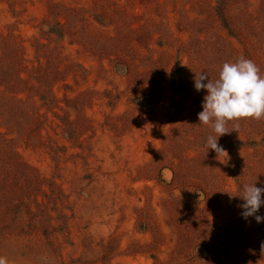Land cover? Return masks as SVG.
Returning <instances> with one entry per match:
<instances>
[{
	"label": "rangeland",
	"instance_id": "1",
	"mask_svg": "<svg viewBox=\"0 0 264 264\" xmlns=\"http://www.w3.org/2000/svg\"><path fill=\"white\" fill-rule=\"evenodd\" d=\"M241 56L264 76V0H0V259L264 264V120L218 158L198 119Z\"/></svg>",
	"mask_w": 264,
	"mask_h": 264
},
{
	"label": "clouds",
	"instance_id": "2",
	"mask_svg": "<svg viewBox=\"0 0 264 264\" xmlns=\"http://www.w3.org/2000/svg\"><path fill=\"white\" fill-rule=\"evenodd\" d=\"M207 81V83H205ZM195 89L207 90L203 98V111L198 114L202 125L210 126L214 135H209L206 147L214 150L218 158L228 156L219 144L218 138L229 134V122L242 119L264 120V76L260 75L259 67L250 59L241 56L236 62H225L220 70L219 78L213 81L207 73L196 74ZM235 123L233 130H238ZM264 189L254 185H245L240 205L244 209L242 215L245 219L255 216L257 223L264 222V217L256 215L264 200ZM264 249V244H262ZM0 264H5L0 259Z\"/></svg>",
	"mask_w": 264,
	"mask_h": 264
}]
</instances>
